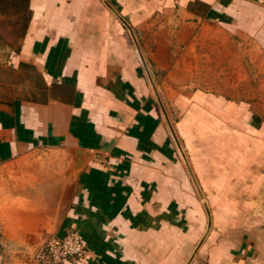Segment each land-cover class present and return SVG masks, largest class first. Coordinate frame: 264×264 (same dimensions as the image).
<instances>
[{
  "label": "crops",
  "instance_id": "crops-1",
  "mask_svg": "<svg viewBox=\"0 0 264 264\" xmlns=\"http://www.w3.org/2000/svg\"><path fill=\"white\" fill-rule=\"evenodd\" d=\"M28 3L6 55L24 89L0 88V264H50L71 231L89 254L61 264H264V107L180 92L172 130L148 67L165 36L141 41L202 22L264 53V0Z\"/></svg>",
  "mask_w": 264,
  "mask_h": 264
},
{
  "label": "rangeland",
  "instance_id": "rangeland-1",
  "mask_svg": "<svg viewBox=\"0 0 264 264\" xmlns=\"http://www.w3.org/2000/svg\"><path fill=\"white\" fill-rule=\"evenodd\" d=\"M29 20L28 0H0L1 94L6 95L15 82L18 84L16 89H24V73L18 76L10 70L6 55L20 48ZM164 23L161 19L146 26L141 41L155 49L159 35L165 36L161 39L164 53L158 55V62H153L150 56L148 67L164 118L172 130L178 120L171 112L172 100L180 92L205 88L238 98H251L264 107V53L254 43L202 22L192 26L182 23L183 26L176 27L174 33L160 28ZM4 175L0 193H9L13 181H9L7 171ZM66 193L69 190L66 189Z\"/></svg>",
  "mask_w": 264,
  "mask_h": 264
},
{
  "label": "built area",
  "instance_id": "built-area-1",
  "mask_svg": "<svg viewBox=\"0 0 264 264\" xmlns=\"http://www.w3.org/2000/svg\"><path fill=\"white\" fill-rule=\"evenodd\" d=\"M42 252L39 259H46L50 264H61L68 260L86 258L89 249L84 244L80 233L71 231L63 237L49 239Z\"/></svg>",
  "mask_w": 264,
  "mask_h": 264
},
{
  "label": "water",
  "instance_id": "water-1",
  "mask_svg": "<svg viewBox=\"0 0 264 264\" xmlns=\"http://www.w3.org/2000/svg\"><path fill=\"white\" fill-rule=\"evenodd\" d=\"M138 46V45H137ZM140 55H142L141 53H140ZM142 59H143V57H142ZM210 228H211V223H210V225H209V229H208V231L210 230Z\"/></svg>",
  "mask_w": 264,
  "mask_h": 264
}]
</instances>
